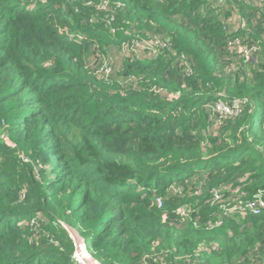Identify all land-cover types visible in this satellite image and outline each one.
<instances>
[{
  "label": "trees",
  "instance_id": "obj_1",
  "mask_svg": "<svg viewBox=\"0 0 264 264\" xmlns=\"http://www.w3.org/2000/svg\"><path fill=\"white\" fill-rule=\"evenodd\" d=\"M261 190L264 0H0V264H264Z\"/></svg>",
  "mask_w": 264,
  "mask_h": 264
},
{
  "label": "built area",
  "instance_id": "obj_2",
  "mask_svg": "<svg viewBox=\"0 0 264 264\" xmlns=\"http://www.w3.org/2000/svg\"><path fill=\"white\" fill-rule=\"evenodd\" d=\"M219 1L222 2L223 0H219ZM146 44L150 46L149 42H146ZM243 53L244 55L248 56L250 55V50L243 49ZM238 104L239 103L236 102L235 105H233L232 107H228L223 103H220L217 106V110L221 114H233V112L237 110ZM223 192L224 189H217V188L213 189L212 193L214 196V201L216 200L222 202ZM158 207L159 208L162 207V203L160 201H158ZM222 208L226 213H236L242 216L248 213H251L253 215H259L264 209V191L261 190L257 192L252 200L249 201L238 200L230 205L222 204ZM179 212L182 215L185 216L187 215L185 209H179ZM73 259L78 264H96L93 256L88 251V245L80 238L77 239L76 250L73 254Z\"/></svg>",
  "mask_w": 264,
  "mask_h": 264
},
{
  "label": "rangeland",
  "instance_id": "obj_3",
  "mask_svg": "<svg viewBox=\"0 0 264 264\" xmlns=\"http://www.w3.org/2000/svg\"><path fill=\"white\" fill-rule=\"evenodd\" d=\"M114 55H115V58H114L115 63L119 64L120 61H118V59H120V57L118 56L117 53L114 54ZM117 61H118V62H117ZM216 225H220V224L217 223ZM70 233H71V235L73 236V238H75V240H76V242H77V239H78L79 237L76 235V233H75V232H72V231H70Z\"/></svg>",
  "mask_w": 264,
  "mask_h": 264
}]
</instances>
